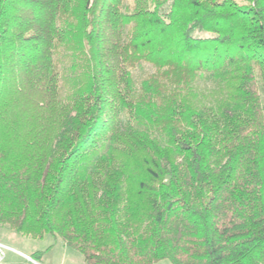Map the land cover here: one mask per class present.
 Listing matches in <instances>:
<instances>
[{"label":"trees","instance_id":"trees-1","mask_svg":"<svg viewBox=\"0 0 264 264\" xmlns=\"http://www.w3.org/2000/svg\"><path fill=\"white\" fill-rule=\"evenodd\" d=\"M0 226L264 264V0H0Z\"/></svg>","mask_w":264,"mask_h":264},{"label":"rangeland","instance_id":"rangeland-1","mask_svg":"<svg viewBox=\"0 0 264 264\" xmlns=\"http://www.w3.org/2000/svg\"><path fill=\"white\" fill-rule=\"evenodd\" d=\"M152 70L153 67L149 63L142 62L132 71V74L135 80H139ZM209 84L210 82L205 80L199 82L200 87ZM0 241L14 247V250L6 249L5 254L18 256L23 264H37L36 262L40 264H87L79 252L65 245L59 236L50 233L41 238H33L19 234L7 226H0ZM33 261L36 262L33 263ZM153 264L172 263L168 259H161Z\"/></svg>","mask_w":264,"mask_h":264},{"label":"crops","instance_id":"crops-1","mask_svg":"<svg viewBox=\"0 0 264 264\" xmlns=\"http://www.w3.org/2000/svg\"><path fill=\"white\" fill-rule=\"evenodd\" d=\"M1 243V241H0ZM1 244H4L3 242ZM6 245V244H4ZM8 246V245H6ZM9 248H12L14 250V247L8 246ZM16 251V250H15ZM24 254V253H22ZM26 255V254H25ZM27 257H29L28 255H26ZM36 261H33V263ZM37 264H40V262H36ZM0 264H23L22 261L18 258V256H14L11 254H5L3 259L0 261Z\"/></svg>","mask_w":264,"mask_h":264},{"label":"built area","instance_id":"built-area-1","mask_svg":"<svg viewBox=\"0 0 264 264\" xmlns=\"http://www.w3.org/2000/svg\"><path fill=\"white\" fill-rule=\"evenodd\" d=\"M6 249H11V248H9L8 246L0 243V261L3 259Z\"/></svg>","mask_w":264,"mask_h":264}]
</instances>
